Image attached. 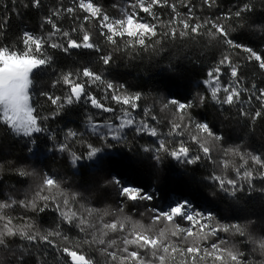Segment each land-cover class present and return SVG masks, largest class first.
I'll list each match as a JSON object with an SVG mask.
<instances>
[{
    "label": "trees",
    "instance_id": "1",
    "mask_svg": "<svg viewBox=\"0 0 264 264\" xmlns=\"http://www.w3.org/2000/svg\"><path fill=\"white\" fill-rule=\"evenodd\" d=\"M93 2L110 17L119 18L121 10L127 9L132 0H93ZM169 2L177 4V11L182 17L187 16L189 9L179 0H169ZM24 3H28V0H16L15 4L12 0H0V5H8L7 9L0 7V16L10 17L7 36L13 44L18 42L19 34L25 30L37 35L48 33L51 31V25L46 22L48 16L61 6L75 7L76 11L73 14L62 12L59 17H53L58 26L63 30L77 28L78 31L73 34L76 38L83 34L80 30V26L83 25L84 29L91 32L94 39L100 41L103 51H111L113 55V63L104 66L98 58L100 54L90 50L64 54L49 49V53L54 54L53 70L41 72L37 77L36 85L35 98L39 101L37 109L42 115L50 116L56 110V106L40 96L39 92L65 95L66 87L62 85L52 87L57 73L78 70L88 65L102 74L106 80L116 85H124V92L127 94L140 93L142 97L138 102L140 107L133 112V115L137 120L143 118L165 133L168 130L167 121L172 118L173 106L163 109V105L169 99L191 100L197 93L209 97L202 106L192 109L191 115L196 122L208 123L214 132L223 136V140L216 142L213 160L202 159L196 164L183 163L162 152L145 151L158 147V139L171 140L174 146V141L177 139L175 137H152L146 133L125 129L126 134L121 141H114L109 136L105 142V139H101L91 131L90 125L98 123L101 125V131H107L102 126L106 123L115 124V118L121 115V108L127 106L116 104L111 99L104 100L103 97L110 96V93L102 85H86L88 90L106 106L113 107L117 111L104 112L83 102L65 105L59 109L60 115L44 121L47 131L34 134L32 138L17 136L4 125H0V200H7L9 197L16 200L32 198L42 181L43 172H48L61 182L62 189L69 195L80 194L73 203V210H82L81 205L85 208L100 209L101 212L107 210L114 215L105 216V221L127 216L131 217L132 222L139 221L148 226L152 215L149 209L155 207L167 210L173 195L190 198L198 206L206 205L213 209L218 216L217 223L239 224L246 235L242 237L229 232L230 245L245 252L246 256L251 258L252 264L264 261V256L259 250H254L257 246L251 242L252 239L264 238V193L258 190L249 191L245 184V190L233 196L222 191L210 179L213 174L235 178V172L231 167L222 169L217 162L223 158L222 148L238 147L241 152L260 154L264 158V115L253 120L251 116L241 114V108L251 114L257 110L264 113V108L260 107V102L255 97L247 103L242 102L232 106L218 105L211 100L210 91L202 85V81L208 79L207 72L219 66V61L224 56H228L233 64L239 66L242 87L250 89L241 93L242 101H246L253 92L259 95L258 90L264 88V69L259 67L258 62L254 59L249 60V53L242 49L230 48L219 35L215 37L210 35V29L215 31L210 24L201 29L200 35L188 37L177 35L171 39L163 37L147 49L139 46L131 48L126 44L127 38L123 41L118 40L117 48L98 35L97 21L84 20L87 14L77 7L74 0H42V7L39 9L31 6L24 8L22 6ZM245 4H251L253 11H243L241 16H235ZM189 7L195 17L193 22L211 20L222 23L230 33L231 39L264 56V0H215L212 7H209L204 0H190ZM13 8L20 13L19 16L12 11ZM154 11L165 21L173 16L172 9L167 6L156 7ZM140 16L150 20L142 12ZM221 71V84H225L231 79L229 67L221 66ZM253 84L256 85L254 89L251 87ZM220 95L223 96V92ZM146 109L151 110L147 116L144 114ZM151 115H156L161 123L156 124L152 121ZM69 130L76 131L80 135L75 138L69 137L67 136ZM185 138L188 139V146L193 154H201L197 152V145L190 138ZM32 139H35V143L30 145ZM61 143H67L71 151L77 155L86 154L88 144L101 148L104 163L97 166L94 161L85 159L77 162L74 167L70 152L57 150ZM156 155L161 159H155ZM229 159L235 166L242 163L238 156ZM249 164L252 166L251 161ZM20 170L30 175L21 176ZM112 177L145 188L146 192L154 194L155 198L152 201L138 202L137 206L133 207L132 202L121 199L116 187L108 183ZM254 184L256 189L264 187V181L259 179L254 181ZM62 199L63 197H58V200ZM121 204L124 205L123 212L119 211ZM6 211L8 215L14 217V222L17 224L22 225L28 222L27 218H30L41 233L55 229L68 236V242L60 237H50L56 242V247L43 242L35 246L28 245L33 256L39 260V264L45 262L68 264L69 258L58 249L64 246L74 248L76 244H79L80 250L98 264H105L104 257L97 250L98 246L89 247L83 244L85 234L65 224L58 213L51 208L44 212H32L15 206ZM215 239L210 238V242H214ZM17 243L27 245V241H21L19 238Z\"/></svg>",
    "mask_w": 264,
    "mask_h": 264
},
{
    "label": "snow or ice",
    "instance_id": "2",
    "mask_svg": "<svg viewBox=\"0 0 264 264\" xmlns=\"http://www.w3.org/2000/svg\"><path fill=\"white\" fill-rule=\"evenodd\" d=\"M179 2L189 9L186 17H182L177 11V4L170 3L169 0H132L127 9L121 10V16L115 18L110 17L93 0H74L77 7L87 14L84 20L86 22L97 21L98 35L117 48L118 40L123 41L127 38L126 44L131 48L139 46L147 49L163 37L171 39L177 35L181 37L200 35L201 29L210 24L211 28L215 29L214 32L209 30L210 35L213 37L219 35L230 48H240L249 53L248 59H254L259 67L264 69V56L231 39L224 24L211 20L193 22L195 17L189 7L190 0H179ZM204 2L209 7L215 4V0H204ZM12 3L15 4L16 0H12ZM22 6L39 9L42 7V0H28V3ZM165 6L173 11V16L167 21L162 20L160 15L154 11L156 7ZM0 7L7 9L8 5L3 4ZM12 11L17 16L20 15L15 8ZM75 11V7L57 8L46 19L47 24L51 25V31L44 35H37L27 30L22 31L16 44H13L7 36L10 17L0 16V125H4L17 136L32 138L35 133L47 131L44 121L60 115L59 109L65 105L83 102L104 112H116L117 109L106 106L86 87V85L98 84L110 93V96L103 97L104 100L111 99L116 104L127 106L121 108V115L115 118V124L103 125L107 131H101V125L98 123L90 125L91 131L101 139H105V142L109 136L114 141H121L126 134L125 129H130L152 137L177 138L174 146L171 140L158 139V147L145 149V151L162 152L187 164H196L202 159L213 160L214 149L217 147L216 142L222 141L223 136L214 132L208 123L193 120L192 109L202 106L209 98L200 93H197L196 97L191 100L171 98L163 105V109L173 106L172 118L167 121L168 130L165 133L155 125H150L143 118L137 120L133 115V112L140 107L138 103L142 98L140 93L127 94L124 92V85H116L106 80L91 66L85 65L78 70L58 72L57 78L52 82V87L62 85L66 87L67 93L60 96L40 91L39 95L45 97L51 105H55L56 110L50 116H44L38 111L39 101L35 98L37 77L41 72L53 70L54 66V54H50L49 49L64 54L90 50L100 54L98 58L104 66H110L113 63L112 52H104L100 41L94 39L91 32L84 29L83 25L80 26L83 34L74 38L73 34L78 31L77 28L63 30L53 19V17H59L62 12L73 14ZM243 11L251 12L253 6L245 4L235 13V16H241ZM141 12L146 14L150 20L142 18ZM81 54L84 53L81 52ZM225 65L229 67L231 79L221 84V66ZM207 77L208 79L202 81V85L210 91V98L216 104L232 106L250 102L255 97L260 102V107L264 108V88L258 90L259 95L253 92L246 101H242L241 93L248 92L250 89L242 87L239 66L233 64L228 56H224L219 61V66L208 71ZM251 87L254 89L256 85L253 84ZM221 92L223 96L220 95ZM150 112V109H146L144 114L147 116ZM241 114L251 116L253 120L264 115L260 110L251 114L243 108H241ZM150 118L156 124L161 123L156 115H151ZM78 135L80 134L72 130L67 133V136L72 138ZM185 137L190 138L197 145V152L202 155L193 154L188 146V139ZM34 143L35 139L30 140V145ZM87 148L86 154L77 155L71 151L67 143H61L57 150L70 152L74 167L77 162L85 159L94 161L97 166L102 165L104 163L103 150L91 144H88ZM233 156H238L242 161L239 166L233 165L229 159ZM222 157L217 161L220 167L222 169L231 167L235 172V178L215 174L210 177L222 191L235 196L237 192L245 190L246 184L249 191L258 190L264 193V187L256 189L254 184L257 179L264 181V158L260 154L241 152L238 147H227L222 148ZM155 159L159 160L161 157L156 155ZM250 161L252 166L249 164ZM19 175L26 176L30 173L20 170ZM108 183L116 187L118 195L124 201L132 202L133 207H136L138 202L152 201L155 198L154 194L144 191L141 187L125 186L116 177ZM78 196H80L79 193L69 195L62 189L58 179L44 174L32 198L16 200L9 197L7 200H0V264H39V260L33 256L28 245L35 246L43 242L56 247V242L50 237H60L63 241H69L67 235L55 229L41 233L30 218H27L28 222L22 225L15 223L14 217L8 215L6 211L15 206L32 212H44L51 208L58 213L59 218L65 224L85 234L83 244L89 247L98 246L97 250L104 257L105 264H250L245 252L234 245H229L227 240L218 238L220 232H233L243 237L246 235L244 229L239 224L217 223L212 213L197 209L188 200L176 202L167 210L155 207L149 209L152 215L149 218V225L146 226L139 221L132 222L131 217L127 216L105 221V216L114 215L107 210L101 212L100 209L85 208L83 205H81L82 210H73V203L76 202ZM58 197H63V199L58 200ZM123 207V204L119 206L120 212H123ZM110 236L112 238H109ZM17 238L27 241V245L18 244ZM210 238L216 239L210 242ZM251 242L257 246L254 250H259L264 256V238L252 239ZM58 251L66 254L69 258L68 264H98L92 257L80 250L79 244H76L74 248L64 246ZM258 264H264V261Z\"/></svg>",
    "mask_w": 264,
    "mask_h": 264
},
{
    "label": "rangeland",
    "instance_id": "3",
    "mask_svg": "<svg viewBox=\"0 0 264 264\" xmlns=\"http://www.w3.org/2000/svg\"><path fill=\"white\" fill-rule=\"evenodd\" d=\"M113 17H115V16H113ZM115 18H116V17H115ZM208 125H209V124H208ZM102 127H103V126H102ZM35 134H37V133H35ZM44 174H47V175H49V176H53V177H55L54 175H51V174H49L48 172H45V173L43 172V176H44ZM42 178H43V177H42ZM112 178H113V177H112ZM41 180H42V179H41ZM121 182L124 183L125 186L140 187V186H137V185H135V184H133L132 182L127 181V180H122ZM141 188H142V187H141ZM143 189H144V191H146L145 188H143ZM120 198H121V197H120ZM121 199H122V198H121ZM183 200H188V199H184V197H181V196L173 195L172 202H171V204L167 205V209H168L171 205H173L174 203L179 202V201H183ZM188 201H189V200H188ZM189 202H191V203L194 205V202H193V201H189ZM201 211H203V212H205V213H210L209 209L207 210L206 205H205V207L203 206V208H202ZM215 218L217 219L218 217L216 216ZM218 238L225 239V240L228 241V244H229V245L231 244V237L229 236V233H224V232L219 233V234H218ZM247 258L249 259L250 264H252L253 262H252L251 258H250V257H247Z\"/></svg>",
    "mask_w": 264,
    "mask_h": 264
},
{
    "label": "built area",
    "instance_id": "4",
    "mask_svg": "<svg viewBox=\"0 0 264 264\" xmlns=\"http://www.w3.org/2000/svg\"><path fill=\"white\" fill-rule=\"evenodd\" d=\"M184 199H188L189 201H192V199H190V198H184ZM194 206H195L197 209H199V210H202V208H203V206H198V205H196V204H194ZM204 207H205V206H204ZM206 207H207V210L209 209L210 213H212L214 217L217 216V213H216L213 209H211V208L208 207V206H206ZM217 217H218V216H217Z\"/></svg>",
    "mask_w": 264,
    "mask_h": 264
}]
</instances>
